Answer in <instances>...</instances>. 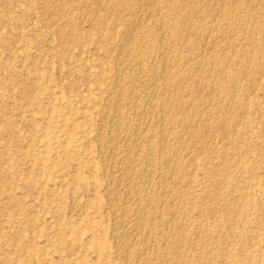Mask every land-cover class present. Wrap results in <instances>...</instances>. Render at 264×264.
Returning a JSON list of instances; mask_svg holds the SVG:
<instances>
[{
    "label": "rangeland",
    "instance_id": "obj_1",
    "mask_svg": "<svg viewBox=\"0 0 264 264\" xmlns=\"http://www.w3.org/2000/svg\"><path fill=\"white\" fill-rule=\"evenodd\" d=\"M130 49L150 102L118 70ZM132 100L151 166L122 156ZM146 167L157 202L126 179ZM263 238L264 0H0V264H264Z\"/></svg>",
    "mask_w": 264,
    "mask_h": 264
},
{
    "label": "bare ground",
    "instance_id": "obj_2",
    "mask_svg": "<svg viewBox=\"0 0 264 264\" xmlns=\"http://www.w3.org/2000/svg\"><path fill=\"white\" fill-rule=\"evenodd\" d=\"M238 1H239V0H238ZM120 2L124 4V0H120ZM146 2H147V1H146ZM158 2H160V1H158ZM114 3H115V2H114ZM146 4L148 5V3H146ZM161 5H162V4H161ZM136 6H137V5H136ZM153 8H154V7H153ZM159 8H160V7H159ZM183 9H184V8H183ZM159 10H160V9H159ZM180 10H181V9H180ZM139 11H140V9H139ZM228 11H229V10H228ZM228 11H227V12H228ZM126 12H127V11H126ZM145 12H146V11H145ZM253 12H254V11H253ZM205 14H206V13H205ZM29 15H30V14H29ZM131 16H132V15H131ZM150 17H151V15H150ZM116 18H117V17H116ZM163 18H164V17H163ZM229 18H230V17H229ZM118 19H119V18H118ZM234 19H235V18H234ZM185 20H186V18H185ZM190 20H191V19H190ZM32 21H33V20H32ZM245 21H246V20H245ZM159 22H160V21H159ZM185 22H186V21H185ZM183 23H184V22H183ZM188 23H189V22H188ZM139 24H140V23H139ZM160 24H161V23H160ZM71 25H72V24H71ZM166 25H167V24H166ZM200 25H201V24H200ZM138 26H139V25H138ZM164 26H165V25H164ZM190 26H191V25H190ZM240 27H241V26H240ZM197 28H198V27H197ZM220 28H221V27H220ZM129 29H130V28H129ZM133 29H134V28H133ZM186 29H187V28H186ZM200 30H201V29H200ZM207 30H208V29H207ZM214 30H215V29H214ZM244 30H246V29H244ZM182 31H183V30H182ZM145 32H146V31H145ZM225 32H226V31H225ZM244 32H245V31H244ZM163 33H164V32H163ZM196 33H197V32H196ZM249 33H250V32H249ZM136 34H137V33H136ZM157 34H158V33H157ZM127 35H128V34H127ZM147 35H148V34H147ZM128 36H129V35H128ZM158 36H160V35L158 34ZM149 37H150V36H149ZM162 37H164V35H163ZM216 37H217V36H216ZM126 38H127V37H126ZM143 38H144V37H143ZM145 38H146V37H145ZM166 38H167V37H166ZM169 38H170V37H169ZM146 39H147V38H146ZM150 39H151V38H150ZM161 39H162V38H161ZM170 39H171V38H170ZM215 39H216V38H215ZM45 40H46V39H45ZM125 40H126V39H125ZM155 40H156V39H155ZM204 40H205V39H204ZM130 41H131V40H130ZM162 41H164V40H162ZM211 41H212V40H211ZM102 42H103V40H102ZM149 42H150V41H149ZM160 42H161V41H160ZM166 42H167V41H166ZM199 42H200V41H199ZM130 43H131V42H130ZM125 44H126V43H125ZM205 44H206V43H205ZM132 45H134V44H132ZM135 45H136V44H135ZM150 46H151V45H150ZM199 46H200V45H199ZM133 47H134V46H133ZM161 47H162V46H161ZM120 48H121V47H120ZM171 48H172V47H171ZM125 49H126V48H125ZM135 49H136V48H135ZM122 50H124V49H122ZM131 50H132V49H130L128 52L126 51V52H127V53H126V56H128V58H127L126 60L130 59V60L132 61V63L129 64V65H127V64H125V62H121V61H120V64H118V70L122 71V73L126 74L127 77H128V80H129V83H130V84H129V86H127L126 88L128 89V87H129L130 91L135 92V90L138 89L137 87H139V89L142 90V93H144V94L147 96V98L149 99V100H147V101L150 102V101H152V99H150V98H151V96L153 97L155 91H157V88H156V90H155L154 87H153V89H152V87H150L149 85H147V86L144 85V89H142V87H143V79H140V80H142V81H141L142 83L139 82L140 84L138 83V80L135 79L136 77H134V75H135V76H136V75L138 76L137 73H140L139 71H140V70L142 71L143 68H142V66H139V65H140V64H139L140 61L137 60L136 55H135V58H134V59L132 58L133 55H132V53H131ZM136 50H137V49H136ZM154 50H155V49H154ZM138 52H139V51H138ZM138 52H137V55H138ZM144 52H145V51H144ZM165 52H166V51H165ZM185 52H186V51H185ZM194 52H195V51H194ZM194 52H193V53H194ZM118 53H119V52H118ZM133 53H134V52H133ZM140 53H142V52L140 51ZM146 53H147V51H146ZM152 53H153V52H152ZM249 53H250V52H249ZM135 54H136V53H135ZM142 54H143V53H142ZM148 54H149V52H148ZM145 55H146V54H145ZM164 55L166 56V54H164ZM119 56H120V55H119ZM141 56H142V55H141ZM152 56H153V55H151V53H150V57H152ZM160 56H161V55H160ZM123 57H124V56H123ZM133 57H134V56H133ZM144 57H145V56H144ZM144 57H143V58H144ZM143 58H142V60H143ZM154 58H155V57H154ZM196 58H197V57H196ZM122 59H123V58H122ZM122 59H121V60H122ZM130 60H129V63H130ZM226 60H227V59H226ZM122 61H124V60H122ZM127 62H128V61H127ZM235 62H236V61H235ZM151 63H152V62H151ZM115 64H116V63H115ZM151 65H152V64H151ZM212 65H213V64H212ZM221 65H222V64H221ZM243 65H244V64H243ZM138 66H139L140 69L138 68ZM154 66H155V65H154ZM154 66H152V67H153V68H156V66H155V67H154ZM219 66H220V65H219ZM150 67H151V66H150ZM211 67H212V66H211ZM216 67H218V66L216 65ZM169 68H170V67H169ZM235 68H236V67H235ZM163 69H164V68H163ZM118 70H117V71H118ZM144 70H146V69H144ZM147 70H148V69H147ZM159 70L162 71V69H159ZM184 71H185V70H184ZM216 71H217V70H216ZM144 72H145V71H143V74L145 75ZM146 72L148 73V71H146ZM163 72H164V71H163ZM210 73H211V72H210ZM237 73H238V72H237ZM237 73H233V74H230V75H229V77H228V78H229L228 81H229L230 83H231V82H234V81L236 80V78H237ZM117 74H118V73H117ZM151 74H152V75H151L152 78H151L150 80H151V81L154 80V82L156 81V79H159V78L162 77V76L160 75V72L157 71V68H156V69H153V70L151 71ZM180 75H181V74H180ZM197 75H198V74H197ZM214 75H215V74H214ZM238 75H239V74H238ZM129 76H130V77H129ZM159 76H160V77H159ZM116 77H118V76L116 75ZM184 77H185V76H184ZM212 77H213V76H212ZM114 78H115V77H114ZM137 78H138V77H137ZM140 78H142V77H140ZM149 78H150V77H149ZM149 78H148V79H149ZM174 78H175V77H174ZM207 78H208V77H207ZM152 79H153V80H152ZM164 79H167V78H164ZM202 79H203V77H202ZM204 79H205V77H204ZM204 79H203V80H204ZM121 80H122V79H121ZM124 80H125V79H124ZM140 80H139V81H140ZM146 80H147V79H146ZM150 80H149V81H150ZM203 80H202V81H203ZM205 80H206V79H205ZM213 80H214V79H213ZM144 81H145V79H144ZM164 81H165V80H164ZM169 81H170V80H169ZM182 81H183V80H182ZM191 81H192V80H191ZM115 82H116V81H115ZM117 82H118V81H117ZM117 82H116V84H117ZM123 82H126V80L123 81ZM146 82H147V81H146ZM198 82H199V81H198ZM207 82H208V81H207ZM165 83H166V82H165ZM169 83H170V82H169ZM185 83H186V82H185ZM185 83H184V84H185ZM212 83H213V82H212ZM234 83H235V82H234ZM118 84H119V83H118ZM124 84H125V83H124ZM155 84H156V83H155ZM155 84H154L153 86H155ZM174 84H175V83H174ZM180 84H181V83H180ZM202 84H203V83H202ZM119 85H120V84H119ZM150 85H151V84H150ZM160 85H161V84H160ZM170 85H171V84H170ZM176 85H177V84H176ZM208 85H209V84H208ZM121 86H122V85H121ZM121 86H120V87H121ZM164 86H165V85H164ZM167 86H168V85H167ZM174 86H175V85H174ZM181 86H182V85H181ZM188 86H189V85H188ZM188 86H187V87H188ZM206 86H207V85H206ZM222 86H223V85H222ZM231 86H232V85H231ZM118 87H119V86H118ZM122 87H123V86H122ZM182 87H183V86H182ZM202 87H203V86H202ZM223 87H224V86H223ZM234 87H235V86H234ZM112 89H113V88H112ZM121 89H122V88H121ZM121 89H119V90L121 91ZM139 89H138V90H139ZM189 89H190V88H189ZM197 89H198V88H197ZM201 89H202V88H201ZM206 89H207V88H206ZM214 89H215V88H214ZM119 90H118V91H119ZM122 90H123V89H122ZM149 90H150V91H149ZM203 90H204V89H203ZM207 90H208V89H207ZM234 90H235V89H234ZM234 90H233V91H234ZM114 91H115V90H114ZM114 91H113V92H114ZM125 91H126V90H125ZM185 91H186V90H185ZM195 91H196V90H195ZM209 91H210V90H209ZM172 92H173V91H172ZM180 92H181V90H180ZM207 92H208V91H207ZM118 93L120 94V92H118ZM121 93H122V92H121ZM124 93H125V92H124ZM124 93H123V94H124ZM127 93L129 94V92H127ZM139 93H140V92H139ZM142 93H141V94H142ZM148 93H149V94H148ZM184 93H185V92H184ZM192 93H193V92H192ZM116 94H117V93H116ZM131 94H132V93H131ZM179 94H180V93H179ZM204 94H205V93H204ZM206 94H207V93H206ZM136 95H137V94H136ZM139 95H140V94H139ZM139 95H138V97H139ZM168 95H169V92H168ZM182 95H183V94H182ZM109 96H110V95H108V97H109ZM120 96L123 97V95H121V94H120ZM126 96H127V94H126ZM129 96H130V95H129ZM129 96H128V97H129ZM169 96H170V95H169ZM173 96H174V95H173ZM215 96H216V95H215ZM225 96H226V95H225ZM115 97H116V96H115ZM118 97H119V95L117 94V98H118ZM134 97H135V96H134ZM134 97H133V98H134ZM154 97H156V95H155ZM154 97H153V98H154ZM160 97H161V96H160ZM160 97H159V98H160ZM164 97H165V96H164ZM197 97H198V95H197ZM226 97H227V96H226ZM124 98H126V97H124ZM130 98H131V97H130ZM136 98H137V97H136ZM166 98H167V97H166ZM166 98H165V99H166ZM177 98H178V97H177ZM183 98H184V97H183ZM209 98H210V96H209ZM233 98H234V97H233ZM112 99H113V98H112ZM141 99H142V97H141ZM141 99H140V100H141ZM168 99H169V98H168ZM174 99H175V98H174ZM193 99H194V98H193ZM105 100H106V99H105ZM124 100H125V99H124ZM130 100H131V99H130ZM142 100H143V99H142ZM142 100H141V103H142ZM189 100H190V99H189ZM196 100H197V99H196ZM198 100H199V99H198ZM119 101H121L120 98H119ZM119 101H118V102H119ZM136 101H137V100H136ZM227 101H228V100H227ZM145 102H146V101H145ZM176 102H177V101H176ZM224 102H225V101H224ZM224 102H223V103H224ZM134 103H135V102H134L133 100H132V101H128L127 103H126V101L124 102L125 105H128V104H129V108H128V106H127V108H128V113L126 114L125 118H126V119H129V118H132V117H135V116H136V117L139 119L138 121H141L142 118H146L147 116H146V117L143 116L144 112H143V113L138 112L140 109H142L141 106H140L141 108H139L138 111L135 110V109H134V107H135V106H134ZM146 103H147V102H146ZM155 103H156V102H155ZM157 103H158V102H157ZM167 103H168V102H167ZM177 103H178V102H177ZM202 103H203V101H202ZM116 104H117V102H116ZM119 104H121V103H119ZM119 104H118V105H119ZM124 104H123V106H124ZM138 104H139V103H138ZM138 104H137V105H138ZM149 104H150V103H149ZM153 104H154V103H153ZM153 104H151L150 106L152 107V106L155 105V104H154V105H153ZM160 104H161V103H160ZM160 104H159V105H160ZM219 104H220V103H219ZM225 104H226V103H225ZM225 104H224V105H225ZM109 105H111V104H109ZM159 105H157V106H159ZM176 105H177V104H176ZM176 105H175V106H176ZM155 106H156V105H155ZM163 106H164V105H163ZM120 107H121V105H120ZM151 107H150V108H151ZM160 107H161V106H160ZM168 107H169V105H168ZM203 107H204V106H203ZM236 107H237V106H236ZM241 107H242V106H241ZM113 108H114V107H113ZM115 108L118 109V108L116 107V105H115ZM127 108H126V111H127ZM135 108H136V107H135ZM157 108H158V107H157ZM177 108H178V107H177ZM220 108H221V107H220ZM222 108H223V107H222ZM160 109H161V108H160ZM165 109H166V108H165ZM204 109H205V108H204ZM111 110H112V109H111ZM118 110H119L120 113L122 112V108H121V110H120V109H118ZM118 110H116V112H114V110H112L113 113L115 114V117H116V115H120V114H118V113H119ZM143 110H144V109H143ZM143 110H142V111H143ZM148 110H149V109H148ZM152 110H153V109H152ZM156 110H157V109H156ZM173 110L176 111L175 109H173ZM200 110H201V109H200ZM153 111H154V110H153ZM157 111H158V110H157ZM174 111H173V112H174ZM150 112H151V114H153L152 111H150ZM159 112H160V111H159ZM176 112H177V111H176ZM197 112H198V111H197ZM223 112H224V111H223ZM100 113H101V112H100ZM102 113H103V112H102ZM107 113H108V112H107ZM155 113H156V112H155ZM155 113H154V115L156 116ZM122 114H123V113H122ZM124 114H125V113H124ZM151 114H150V115H151ZM161 114H162V113H161ZM161 114L159 115V116H161V117H159V116L157 115V118H158V119L161 118V119L164 121V118H163V116H162ZM176 114H177V113H176ZM182 114H183V113H182ZM133 115H135V116H133ZM173 115H174V114H173ZM111 116H112V115H111ZM130 116H131V117H130ZM166 116H167V115H166ZM191 116H192V115H191ZM100 117H101V116H100ZM112 117H113V116H112ZM115 117H114V118H115ZM118 117H119V116H118ZM118 117H117V118H118ZM151 117H152V115H151ZM167 117H168V116H167ZM126 119H125V120H126ZM148 119H149V117H148ZM158 119H157V120H158ZM110 120H111V118H110ZM112 120H113V119H112ZM132 120H134V119L132 118ZM143 120H144V119H143ZM151 120H152V118H151ZM162 120L159 119V122L162 121ZM195 120H196V119H195ZM208 120H209V119H208ZM105 121H106V120H105ZM107 121L109 122V120H107ZM130 121H131V119H130ZM135 121H136V120H134V123H135L134 127H132L133 124H132L131 126H130V124H129L130 127H129V126H128V127H129V130H130V128H131V131H132V128H133V131H134V132H138V136H139V137H138V138L136 137V138L138 139V142H137V143H134L136 146H135V145L133 146V145L130 144V142L128 141L129 138H128L127 140H125V142L128 141V144H127V142H126L127 145L123 144V145H124V149H123V148H121V149H123V151L126 152V155L123 154L122 156H125V163H126L127 165H128V164H129V165H130V164H135V163L138 162V163H137L138 165L142 163V165L144 164L143 166H151V162H152L151 160H152V158H153V157H152V158L150 157L151 152H152V150H151L152 146H151V148H150L151 141L149 142L148 138L146 137V136L148 135L147 133H146V136H145V134H143V135L140 136L139 131H140V129H141V124H140V122H138V121H137L138 123L136 124ZM148 121H149V120H148ZM153 121L155 122V120H153ZM175 121H176V120H175ZM188 121H189V120H188ZM196 121H197V120H196ZM227 121H228V120H227ZM111 122H112V121H111ZM114 122H115V124H116V120H114ZM114 122H113V123H114ZM118 122H119V121H118ZM125 122H127V120H126ZM131 122H132V121H131ZM151 122H152V121H151ZM159 122H158V123H159ZM249 122H250V121H249ZM113 123H110V124H113ZM120 123H121V122H120ZM128 123H129V122H128ZM149 123H150V122H149ZM166 123H167V122H166ZM106 124H107V122H106ZM106 124H105V125H106ZM110 124H109V125H110ZM118 124H119V123H118ZM123 124H124V122H123ZM156 124H157V123H156ZM162 124H163V123H162ZM174 124H175V123H174ZM185 124H186V123H185ZM125 125H126V124H125ZM142 125H143V124H142ZM159 125H160L159 127H161V124H159ZM118 126H119V125H118ZM118 126H117V125L115 126V129H116V130L119 129L120 126H119V127H118ZM144 126H145V125H144ZM187 126H188V125H187ZM196 126H197V125H196ZM112 127L114 128V125H113ZM112 127H111V128H112ZM125 127H127V126H125ZM111 128H110V129H111ZM120 128H121V127H120ZM142 128H144V127L142 126ZM146 128H147V127H146ZM162 128H163V127H162ZM162 128H160V129H162ZM171 128H172V127H171ZM217 128H218V127H217ZM110 129H109V130H110ZM123 129H124V128H123ZM126 129H127V128H126ZM160 129H159V130H160ZM163 129H164V128H163ZM200 129H201V128H200ZM129 130H128V131H129ZM159 130H158V131H159ZM97 131H98V130H97ZM141 131H143V130H141ZM144 131H145V130H144ZM144 131H143V132H144ZM158 131H156V132H157V133H159V132L161 133V131H159V132H158ZM192 131H193V130H192ZM129 132H130V131H129ZM149 132H150V131H149ZM156 132H155V134H156ZM162 132H163V130H162ZM164 132H165V131H164ZM217 132H218V131H217ZM97 133H98V132H97ZM97 133H96V134H97ZM141 133H142V132H141ZM160 133H159V135H160ZM106 134H107V133H106ZM111 134H112V133H111ZM117 134H118V131H117ZM131 134H132V133H131ZM118 135H119V134H118ZM129 135H130V133H129ZM129 135H128V136H129ZM162 135H163V134H162ZM165 135H166V134H165ZM182 135H183V134H182ZM105 136H106V135H105ZM115 136H116V135H115ZM115 136H113V137H115ZM135 136H136V135H135ZM144 136L146 137V139L143 138ZM195 136H196V135H195ZM110 137H111V136H110ZM119 137H120V136H119ZM159 137H160V136H159ZM159 137H158V135H157L158 140H159ZM161 137L164 138L165 136L163 135V136H161ZM166 137H167V136H166ZM181 137H182V136H180V139H182ZM123 138H124V137H123ZM123 138H122V139H123ZM131 138H132V137H131ZM134 138H135V137H134ZM136 138H135V139H136ZM172 138H173V137H172ZM187 138H188V137H187ZM99 139H100V138H99ZM112 139H113V138H112ZM112 139H111V141H112ZM115 139H116V138H115ZM160 139H161V138H160ZM117 140H119V139H117ZM132 140L135 141L134 139H132ZM132 140H131V142H132ZM162 140H163V139H162ZM189 140H190V139H189ZM108 141H109V140H108ZM108 141H107V142H108ZM121 141H123V140H121ZM171 141H172V140H171ZM161 142H162V141H161ZM161 142H160V144H161ZM164 142H166V141L164 140ZM196 142H197V141H196ZM109 143H110V141H109ZM113 143H114V142H113ZM132 143H133V142H132ZM110 144H111V143H110ZM117 144H119V142H118ZM177 144H178V143H177ZM114 145H115V144H113V146H114ZM153 145H154V144H153ZM155 145H156V144H155ZM163 145H164V144L162 143V144H161V148H160V149L157 148L158 150H160V152H159V151L157 152L158 155H159V153H161V151H162V153H161L160 156L158 157V158H159L158 161H159V163H160V169L163 170V173H164L165 171H166V172H170V171L173 172L175 169H174L173 165H171V163H170V162H171V161H170V158H169V157L167 158V157L164 156L165 154L163 153V148H164L166 145H164V146H163ZM178 145H179V144H178ZM113 146H112V149H113ZM119 146H120V145H119ZM159 146H160V145H159ZM159 146H158V147H159ZM99 147H100V146H99ZM154 147H155V146H154ZM178 147H179V146H178ZM115 149H116V147H115ZM115 149H113V150H115ZM113 150H111V152H112ZM115 151H116V152H117V151L119 152L120 150L117 149V150H115ZM165 151H166V150H165ZM167 151H168V150H167ZM173 151H174V150H173ZM113 152H114V151H113ZM118 152H117V153H118ZM120 152H121V151H120ZM175 152H177V151H175ZM168 153H169V152H168ZM262 153H263V152H262ZM104 154H105V153H104ZM114 154L117 156V154H116L115 152H114ZM163 154H164V155H163ZM153 155H155V153H153ZM153 155H151V156H153ZM169 155H170V154H168V156H169ZM122 156H120V157H122ZM98 157H99V155H98ZM110 157H111V156H110ZM184 157H185V156H184ZM111 158H112V157H111ZM156 158H157V156H156ZM115 159H116V157H115ZM121 159H122V158H121ZM113 160H114V156H113ZM118 160H119V159H118ZM155 160H156V159H155ZM155 160H154V161H155ZM110 162H111V161H110ZM117 162H119V161H117ZM117 162H116V163H117ZM113 163H114V162H113ZM120 163H121V166H122V162H120ZM125 163H124V164H125ZM175 163H176V162H175ZM152 164H153V163H152ZM125 166H126V165H125ZM125 166H124L123 168H125ZM133 166H135V165H133ZM133 166H132V167H133ZM136 166H137V165H136ZM185 166H186V165H185ZM119 167H120V165H119ZM140 167H141V166H140ZM156 167H157V165H156ZM178 167H179V166H178ZM143 168H144V167H143ZM143 168H141L142 170L139 168L141 171H138V172H134V170L132 171L133 173L130 172V171H129V173L127 172L128 174H127V178H126V179L129 180V183H130V182H133V183H132V184H133L132 186H134V183H135V184L140 183V184L144 187V190L148 193V194L146 193V199H147V200H148V199L151 200V197H153V199H155V201H156V199H158V198L160 197V194H161V193H159L158 190H154V189L152 188V190H154V191H153V196H152V193H150V190H149L150 188L148 187V185H150V184L147 185V183H150V182H147V180H149L148 177L152 174V170H149V168L151 169V167H148V168L146 167L145 169H143ZM152 168H153V166H152ZM158 168H159V167H158ZM158 168H156V170H160V169H158ZM106 169H107V168H106ZM125 169H126V168H125ZM127 169H128V168H127ZM139 169H137V170H139ZM113 170H114V169H113ZM122 170H123V169H122ZM122 170H121V171H122ZM154 170H155V169H154ZM164 170H165V171H164ZM111 171H112V170H111ZM124 171H125V170H124ZM153 172H154V171H153ZM122 174H123V173H122ZM124 174H125V173H124ZM159 174H160V171H159ZM159 174H158V175H159ZM109 175H111V174H109ZM153 175H156V174H153ZM122 176H123V175H122ZM151 176H152V175H151ZM151 176H150V177H151ZM164 176H165V174H163V178H164ZM170 176H172V175H170ZM180 176H181V175H180ZM114 177H115V176H114ZM155 177L157 178V176H155ZM160 177H161V176H160ZM175 177H176V176H175ZM116 178H117V177H116ZM151 178H152V177H151ZM151 178H150V179H151ZM123 179H124V178H123ZM126 179H125V180H126ZM154 179H155V178H154ZM166 179H167V178H166ZM121 180H122V179H121ZM128 180H126V181H128ZM240 180H241V179H240ZM149 181H150V180H149ZM159 181H160V180H159ZM183 181H184V180H183ZM124 182H125V181H124ZM217 182H218V181H217ZM111 183H112V181H111ZM117 183H118V182H117ZM122 183H123V182H122ZM125 183H126V182H125ZM127 183H128V182H127ZM179 183H180V182H179ZM159 184H160V185L156 184V186L158 185V186L161 187V186L165 185V180H164V179H161V181L159 182ZM116 185H117V184H116ZM122 185H124V184H122ZM125 185H126V184H125ZM125 185H124V186H125ZM166 185H167V184H166ZM166 185H165L164 187H166ZM117 186H118V185H117ZM139 186H140V185H139ZM139 186H138V187H139ZM156 186H155V187H156ZM158 186H157V187H158ZM130 187H131V185H130ZM134 187H135V186H134ZM140 187H141V186H140ZM157 187H156V188H157ZM164 187H163V188H164ZM119 188H120V185H119ZM122 188H123V186H122ZM124 188H125V187H124ZM124 188H123V189H124ZM161 188H162V187H161ZM174 188H175V187H174ZM178 188H179V187H178ZM123 189H122V190H123ZM126 189H127V188H126ZM128 189H130V188H128ZM128 189H127V190H128ZM110 190H111V189H110ZM144 190H143V191H144ZM174 190H175V189H174ZM235 190H236V189H235ZM118 191H119V190H118ZM120 191H121V190H120ZM124 191H125V190H124ZM130 191H132V190H130ZM141 191H142V190H141ZM143 191H142V192H143ZM162 191H164V190H162ZM126 192H127V191H126ZM111 193H112V192H111ZM111 193H109V194H111ZM123 193H124V192H123ZM158 193H159V194H158ZM126 194H127V193H125V195H124L125 197L127 196ZM129 194H130V193H129ZM132 194H133V192H132ZM134 194H135V192H134ZM174 194H175V193H174ZM230 194H231V193H230ZM162 195H163V194H161V196H162ZM176 195H177V194H176ZM107 196H108V195H107ZM128 196H131V195H128ZM171 196H172V195H171ZM179 196H180V195H179ZM132 197H133V196H132ZM144 197H145V196H144ZM174 197H175V196H174ZM110 198H111V197H110ZM129 198H130V197H129ZM135 198H136V197H135ZM160 198H161V197H160ZM164 198H166V196H165ZM111 199H112V198H111ZM124 199H125V198H124ZM136 199H137V198H136ZM139 199H140V197H138L137 200H139ZM109 200H110V199H109ZM137 200L134 199V201H137ZM140 200L145 201L144 199H140ZM149 200H148V201H149ZM159 200H161V199H159ZM172 200H173V199H172ZM110 201H111V200H110ZM134 201H132V202H134ZM143 201H142V202H143ZM163 201H165V200H163ZM163 201H162V202H163ZM179 201H180V200H179ZM129 202H130V201H129ZM153 202H154V201H153ZM156 202H157V201H156ZM111 203H113V201H112ZM117 203H118V202H117ZM148 203H149V202H148ZM159 203H160V202H159ZM168 203H169V202H168ZM241 203H242V202H241ZM124 204H126V203H125V200H124ZM127 204H128V203H127ZM127 204H126V205H127ZM152 204H154V203H152ZM239 204H240V203H239ZM120 205H121V204H120ZM132 205H134V204H132ZM137 205H139V204L136 203L135 206H137ZM154 205H155V204H154ZM233 205H234V204H233ZM117 206H118V205H117ZM117 206H116V207H117ZM145 206H147V202H146V203H145V202L143 203V208H144ZM124 207H125V205H124ZM140 207H141V206H140ZM140 207H138V208H140ZM147 207H148V206H147ZM125 208H126V207H125ZM131 208H132V207H131ZM141 208H142V207H141ZM141 208H140V209H141ZM158 208H159V207H158ZM73 209H74V208H73ZM107 209H108V208H107ZM123 209H124V208H123ZM175 209H176V208H175ZM233 209H234V208H233ZM118 210H119V208L116 209V213L118 212ZM125 210H127V209H125ZM179 210H180V209H179ZM69 211H71V210H69ZM121 211H122V210H121ZM136 211H137V210H136ZM142 211H144V212H142V214L145 213V210H142ZM82 212H83V211H82ZM125 212H126V211H125ZM129 212H130V211H129ZM148 212H149V211H148ZM169 212H170V211H169ZM228 212H229V211H228ZM78 213H79V212H78ZM121 213H122V212H121ZM127 213H128V211H127ZM127 213H126V215H127ZM132 213H134V211H132ZM135 213H136V212H135ZM138 213H140V211H138ZM165 213H166V212H165ZM167 213H168V212H167ZM122 214H123V213H122ZM124 214H125V213H124ZM145 214H146V213H145ZM154 214H155V213H154ZM154 214H153V215H154ZM156 214H157V213H156ZM156 214H155V215H156ZM159 214H160V212H159ZM174 214H175V212H174ZM114 215H115V213L113 214V216H114ZM139 215H140V214H139ZM139 215H137V217H138ZM163 215H164V214H163ZM163 215H162V216H163ZM117 216H118V215H117ZM120 216H121V214H120ZM124 216H125V215H124ZM143 216H144V215H143ZM143 216L140 215V217H143ZM115 217H116V216H115ZM147 217H148V216H147ZM158 217H159V216H158ZM170 217H171V216H170ZM117 218H118V217H116L115 219H117ZM123 218H124V217H123ZM143 218H144V217H143ZM154 218H155V216H154ZM165 218H166V217H165ZM124 219H125V218H124ZM124 219H123V221H124ZM138 219H140V218H138ZM155 219H156V218H155ZM163 219H164V218H163ZM163 219H161V216H160V219H159V221H160V223H161L160 225H163L164 223L167 225L166 222H170V220L168 221L167 219H166V220H163ZM121 220H122V218H121ZM141 220H142V219H141ZM126 221H127V220H126ZM117 222L119 223V220H118V219H117ZM128 222H129V221H128ZM128 222H126V223H128ZM141 222H142V224H143V221H141ZM149 222H152V221H149ZM149 222H148V223H149ZM118 223H117V224H118ZM129 223H130V222H129ZM153 223H154V222H153ZM120 224H121V223H120ZM173 224H174V223H173ZM121 225H122V224H121ZM121 225H120V226H121ZM123 225H124V222H123ZM166 225H165V227H166ZM113 226H115V225L113 224ZM124 226H125V225H124ZM126 226H127V225H126ZM126 226H125V227H126ZM167 226H168V225H167ZM116 227L118 228V225H116ZM122 227H123V226H122ZM122 227H120V228H122ZM140 227H141V226H140ZM149 227H150V226H149ZM114 228H115V227H114ZM123 228H124V227H123ZM123 228H122V229H123ZM148 229H150V228H148ZM114 230H115V229H114ZM120 230H121V229H120ZM128 230H129V229H127V231H128ZM169 230H170V229H169ZM176 230H177V229H176ZM123 231H124V230H123ZM128 232H129V231H128ZM130 232H131V231H130ZM130 232H129V233H130ZM181 232H182V231H181ZM116 233H117V232H116ZM126 233H127V232H126ZM126 233H124V234H125L124 236H127ZM132 234H133V232L131 233V236H132ZM147 234H148V232H147ZM177 234H178V233H177ZM128 235H129V234H128ZM150 235H151V234H150ZM124 236H123V237H124ZM133 236H134V235H133ZM152 236H153V234H152ZM161 236H162V238H165L166 234L163 233ZM115 237H116V235H115ZM121 237H122V236H121ZM169 237H170V236H169ZM182 237H183V236H182ZM126 238L128 239V236H127ZM129 238H130V237H129ZM177 238H178V237H177ZM123 239H124V238H123ZM146 239H147V238H146ZM263 239H264V238H263ZM125 240H126V239H124V241H125ZM165 241H166V240H165ZM125 242H127V240H126ZM174 242H175V241H174ZM150 243H151V242H150ZM169 243H170V242H169ZM176 243H177V241H176ZM182 243H183V242H182ZM118 244H119V243H118ZM130 244H132V241H131ZM162 244H163V243H162ZM173 244H175V243H173ZM155 245H156V244H155ZM158 245H160V244H158ZM125 246H126V245H125ZM172 246H173V245H172ZM176 246H177V245H176ZM129 247H131V246H129ZM139 247H140V246H139ZM116 248H117V247H116ZM120 248H121V247H120ZM147 248H148V247H147ZM175 248H176V247H175ZM73 250H74V249H73ZM143 250H144V249H143ZM179 251H180V250H179ZM121 252H122V251H121ZM117 253H118V252H117ZM117 253H116V254H117ZM142 253H143V252H142ZM166 253H167V252H166ZM166 253H165V255H166ZM145 254H146V253H145ZM252 255H253V254H252ZM120 256H121V255H120ZM152 256H153V255H152ZM154 256H155V255H154ZM182 258H183V257H182ZM138 259H139V258H138ZM138 259H137V261H138ZM163 260H164V259H163ZM163 260H162V261H163ZM176 262H177V261H176ZM31 263H32V262H31Z\"/></svg>",
    "mask_w": 264,
    "mask_h": 264
}]
</instances>
